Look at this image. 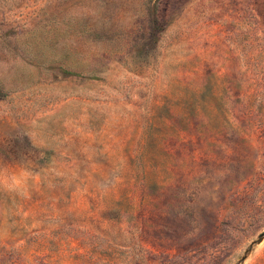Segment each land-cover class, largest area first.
<instances>
[{
  "label": "rangeland",
  "instance_id": "1",
  "mask_svg": "<svg viewBox=\"0 0 264 264\" xmlns=\"http://www.w3.org/2000/svg\"><path fill=\"white\" fill-rule=\"evenodd\" d=\"M0 264H264V0H0Z\"/></svg>",
  "mask_w": 264,
  "mask_h": 264
},
{
  "label": "clouds",
  "instance_id": "2",
  "mask_svg": "<svg viewBox=\"0 0 264 264\" xmlns=\"http://www.w3.org/2000/svg\"><path fill=\"white\" fill-rule=\"evenodd\" d=\"M30 176L31 173L23 165H18L17 172L9 176L8 166L0 164V189L20 194Z\"/></svg>",
  "mask_w": 264,
  "mask_h": 264
},
{
  "label": "water",
  "instance_id": "3",
  "mask_svg": "<svg viewBox=\"0 0 264 264\" xmlns=\"http://www.w3.org/2000/svg\"><path fill=\"white\" fill-rule=\"evenodd\" d=\"M264 234V231L263 232H261L259 235H258V238H257V241H259L260 240V238L262 237V235Z\"/></svg>",
  "mask_w": 264,
  "mask_h": 264
}]
</instances>
